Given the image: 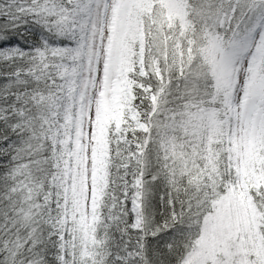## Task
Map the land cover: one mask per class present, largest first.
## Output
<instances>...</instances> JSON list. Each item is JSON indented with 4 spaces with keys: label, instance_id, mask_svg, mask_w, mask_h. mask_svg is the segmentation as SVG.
I'll return each instance as SVG.
<instances>
[{
    "label": "snow or ice",
    "instance_id": "obj_1",
    "mask_svg": "<svg viewBox=\"0 0 264 264\" xmlns=\"http://www.w3.org/2000/svg\"><path fill=\"white\" fill-rule=\"evenodd\" d=\"M0 264H264V0H0Z\"/></svg>",
    "mask_w": 264,
    "mask_h": 264
}]
</instances>
